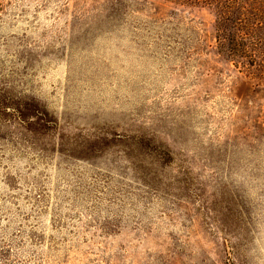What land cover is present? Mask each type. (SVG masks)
<instances>
[{
  "label": "rangeland",
  "instance_id": "rangeland-1",
  "mask_svg": "<svg viewBox=\"0 0 264 264\" xmlns=\"http://www.w3.org/2000/svg\"><path fill=\"white\" fill-rule=\"evenodd\" d=\"M215 9L0 0V264H264V35Z\"/></svg>",
  "mask_w": 264,
  "mask_h": 264
},
{
  "label": "trees",
  "instance_id": "trees-1",
  "mask_svg": "<svg viewBox=\"0 0 264 264\" xmlns=\"http://www.w3.org/2000/svg\"><path fill=\"white\" fill-rule=\"evenodd\" d=\"M205 1L216 7L218 21L224 27L223 35H230L228 40L233 48L260 44L257 40L259 35H264V0Z\"/></svg>",
  "mask_w": 264,
  "mask_h": 264
}]
</instances>
